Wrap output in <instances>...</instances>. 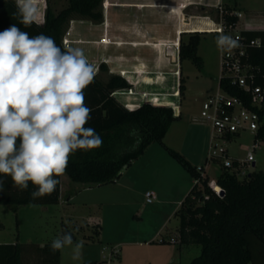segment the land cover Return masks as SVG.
<instances>
[{
  "label": "rangeland",
  "instance_id": "374dc122",
  "mask_svg": "<svg viewBox=\"0 0 264 264\" xmlns=\"http://www.w3.org/2000/svg\"><path fill=\"white\" fill-rule=\"evenodd\" d=\"M131 1L133 0H104L100 7L103 13L102 21L96 22L73 16L66 27L63 45L65 48H82L89 62L96 69L95 76L103 83L109 80L111 73L109 69L101 70V65H106L103 59L108 54L106 50L110 48L109 44L117 40L114 35L111 36L114 40H110L109 27L117 22L118 28H125L138 25L144 20L141 15L123 13L131 11ZM225 2L229 8L248 15L261 14L264 11V0H225ZM35 3L39 8L36 22L41 25L45 23L48 7L54 14H58L69 6V0H35ZM186 13L188 15L186 19L193 16L192 19L200 23H197V26L189 25L188 27L184 20L183 28L188 27L189 29V32L184 33L181 27L176 25L172 29V15L168 14L164 26L165 30H173L172 35L166 30V36L160 42L165 44V48L168 46L176 49L180 38L187 42L190 35L196 32L203 33L198 49V55L203 60V67L199 68L190 59L183 61L182 72L186 80L185 96L182 100L171 98L173 104L171 101L169 104L170 107L179 111L181 118L173 122L164 143L182 154L194 166L204 167L205 174L209 177V184L214 185L217 177L223 171V161L210 160L208 163L206 162L211 154L213 129L202 119L201 112L204 102L217 94L219 80L222 77L221 49L216 43L218 35L206 28H212L213 23L210 19H207L209 23L205 20L207 17L215 20L217 14L215 11L202 12L197 7L187 9ZM146 25V22H142L143 27ZM180 25L182 24L180 23ZM204 28L209 31H202ZM98 31L101 37H98ZM123 33L122 29L118 36L125 38ZM120 41L127 45H133L131 40L124 41L122 39ZM140 89V91L130 90L126 94L136 93L137 97L135 98L139 97L141 99L139 103L142 104L153 102V100L159 102H154L156 105L168 104L167 98L163 99L161 95H150V97L144 90V86ZM165 95L169 96L170 94ZM118 96L121 98V93ZM254 136L253 132H244L231 141L228 144L229 157L244 160L247 153L253 150ZM150 150L149 153H146L148 155L141 156L125 168L124 176H121L116 183L89 187L73 182L65 175L62 180L61 201L56 205L23 206L17 213L13 212L9 206L0 205V221L3 226L0 228V244L19 242L27 246L33 244L43 246L63 235L64 228H68L75 236L74 243L79 241L84 243L82 258L73 260L72 248L65 247L61 250L60 262L61 264H84L107 260L104 259V256L110 257V251L102 254L101 250L108 243L131 242L138 236L145 241V238L154 237L158 228L165 224L169 236L178 237L180 241L177 231L180 221L176 217V213L179 209V201L188 195L195 179L161 144H153ZM255 159L256 167L253 168L251 165L249 171L254 169L264 171L263 142L260 144V149L255 152ZM122 184H126L131 192L126 190ZM147 192H154L155 195L150 204L146 201ZM94 220L102 226L99 228L102 232L101 237L100 233L96 235L92 227H87L89 223L92 225ZM134 234L138 236H132ZM162 241L160 240V242ZM156 243L160 244L157 241ZM188 246L190 249L184 247L181 264H189L201 254L200 245ZM120 250L121 253L117 256L123 264H151L149 258L158 254L156 247H150L147 251L141 248L137 249V247L129 249L128 246L122 245ZM115 257L112 258V261L117 260Z\"/></svg>",
  "mask_w": 264,
  "mask_h": 264
},
{
  "label": "trees",
  "instance_id": "16d2710c",
  "mask_svg": "<svg viewBox=\"0 0 264 264\" xmlns=\"http://www.w3.org/2000/svg\"><path fill=\"white\" fill-rule=\"evenodd\" d=\"M104 0H69V6L58 14L47 8L43 25L33 22L25 27L20 23V17L14 15L17 11L15 0H0V32L12 25L27 32L29 37L40 33L51 36L62 49L65 30L73 16L87 18L92 21H102L100 9ZM226 12L233 9L224 7ZM216 13V11H215ZM229 23H236L237 18L227 15ZM203 33L190 35L187 42L181 41L179 57L192 60L199 68L203 60L198 55V49ZM250 38H264L260 32L248 34ZM253 62L260 63L264 71V48L253 51ZM101 70L107 71L105 64ZM258 83L263 84V80ZM221 85L233 95H241L239 88L229 86L221 80ZM132 85L121 75L110 74L106 83L96 76L85 91V102L92 109L88 122L102 137L103 144L90 150L78 149L70 154L66 172L73 182L87 186L106 185L120 179L125 168L145 154L147 149L159 143L176 159L195 179L192 189L182 201L176 213L180 225L178 229L181 245H200L201 254L189 264H264V171H249L246 176L239 177L224 169L217 177L216 185L225 191L221 197L209 184V177L204 167H196L179 152L169 148L164 139L173 122L181 118L175 110L167 105L143 103L136 109L125 107L116 97L119 90L131 89ZM161 95L167 98L168 104L178 95L182 100L186 92V80L181 71L179 94ZM158 102V101H154ZM159 103V102H158ZM176 104V103H175ZM129 107H132L131 105ZM261 125L255 140L264 143V109L259 110ZM19 138L17 146L19 145ZM207 163L209 159L207 158ZM256 167V166H255ZM253 167V168H255ZM59 184L51 195L33 200L30 193L35 187L29 181L27 190L21 191L15 186L10 175L0 174V205L9 206L17 213L23 206L56 205L60 201L62 176L56 177ZM3 227L0 221V228ZM96 235L99 234L95 230ZM71 233L64 228L63 234ZM50 244L24 245L19 242L0 244V264H61V250L54 254ZM105 262H86L84 264H104Z\"/></svg>",
  "mask_w": 264,
  "mask_h": 264
},
{
  "label": "clouds",
  "instance_id": "9594fccd",
  "mask_svg": "<svg viewBox=\"0 0 264 264\" xmlns=\"http://www.w3.org/2000/svg\"><path fill=\"white\" fill-rule=\"evenodd\" d=\"M20 23L36 21L35 0H15ZM217 46L231 52L238 39L220 34ZM96 69L80 47L62 49L51 36L29 37L15 25L0 32V174L10 175L15 186L33 200L56 191V177L66 172L70 154L103 144L88 125L92 109L85 89L94 82ZM19 138V145L17 140ZM54 254L72 248V259L82 258L83 241L71 233L50 244Z\"/></svg>",
  "mask_w": 264,
  "mask_h": 264
},
{
  "label": "crops",
  "instance_id": "0c3cea01",
  "mask_svg": "<svg viewBox=\"0 0 264 264\" xmlns=\"http://www.w3.org/2000/svg\"><path fill=\"white\" fill-rule=\"evenodd\" d=\"M226 6L227 4L225 0H133L131 1V8H130L131 11L129 12L127 11L123 13L126 14L133 13L136 15H141L144 18L142 22L143 23L146 22L147 25L143 27L142 22H139L138 25L135 24L134 26L118 28L116 22L114 23V25L111 24L112 26H110L108 29V36L110 40H114V38L111 37L112 35L117 37V40L112 41V43L109 44L110 48L106 50L108 54L105 55L103 61L104 63H106L111 74H117L123 76L132 85L131 89L117 91L115 93V97L125 107L129 109H136L142 105V103H139L141 99L139 97L138 99L135 98L137 97L136 93H134L135 95L130 93L126 94V92L130 90L140 91L141 90L140 88L144 86L145 88L144 90L148 92L149 96L150 95L159 96V95L171 94L173 92L172 89L176 87L175 89L178 91L179 94V83H180V76L182 71V64L179 57V48L183 38L179 39L180 41L176 49L172 47L169 48L168 46L167 48H165V44L163 42L162 43L160 42V40H163L164 37L166 36L165 34L166 30H168V32H171V35L173 31L171 29L165 30L164 24L166 22V15L168 14L172 15L171 18L173 24L172 29H174L176 25L178 27H181L184 33H187L189 32L188 31L189 25H193L194 27L198 25L197 23H200L199 21L192 19L193 16L189 19L188 18L186 19V17L188 16L186 13L187 9L191 7H197L200 8L202 12H212V11H217L219 7L224 8ZM184 20H186V23L188 24V27L186 28H183ZM180 23L182 25H180ZM122 29L124 32L123 37L125 38L118 36ZM97 35L98 37H101L100 32ZM121 38L124 39V41L131 40L133 42V45L131 46L124 44L122 41H120L122 40ZM120 93H121V98L118 96ZM177 99H180L179 95ZM150 103L154 104V100L153 102ZM130 105L132 107H129ZM173 109L175 110L176 115H178L179 111L175 108ZM151 148L152 145L147 149L145 154L149 153V151H151L150 150ZM124 171L122 172L121 176H124L125 174ZM64 177L65 174L62 175V180ZM94 186H98V185H93L89 187H94ZM122 186L125 187L126 190L131 192V189L126 184L125 185L122 184ZM61 191H62V185H61ZM183 200L184 198L181 199V201H179V209ZM87 227L88 228L92 227V229L98 230L100 233L99 235L101 237L102 232L99 228H102V226L98 224L96 220L92 222V225L89 223ZM178 229L179 228L177 227V231ZM167 231L168 228L167 225L165 224L158 228V231L154 235V237H150L149 239L145 238L144 239L145 241H143V239H141L138 235L134 234L132 236H138V237H135L134 238L135 240H132L131 242L126 241L125 243H117V244L108 243L106 244L105 247L117 248L119 250V255L121 253L120 248L122 245L128 246L129 249L133 247H137V249L141 248L147 251L148 249H150V247H156L157 249L156 251L158 254L155 256H151L149 258L151 264H181L184 247H189V246L181 245L179 238L175 236H169ZM171 238H175L177 240V243L175 244L171 243L170 242ZM160 240H163V242H160ZM156 241L159 242L161 245L157 244ZM104 248H102L101 250L102 254H104L103 252ZM118 256L117 257L104 256V259L107 260L103 262H105L104 264H123L122 260ZM114 257L117 258V260L112 261L113 260L112 258Z\"/></svg>",
  "mask_w": 264,
  "mask_h": 264
},
{
  "label": "built area",
  "instance_id": "2783aa9c",
  "mask_svg": "<svg viewBox=\"0 0 264 264\" xmlns=\"http://www.w3.org/2000/svg\"><path fill=\"white\" fill-rule=\"evenodd\" d=\"M215 20L210 19L213 27L209 28L218 36L220 34L231 36L239 40L240 47L234 48L231 52L221 50L222 77L219 80V90L204 102L201 117L211 125L213 129V144L211 147L210 160L223 161V168L244 177L249 172V167L256 163L255 152L260 149L261 140H255V136L261 125L259 110L264 109V71L260 63L253 62V51L264 48L263 36L252 39L249 33L260 32L264 34V11L261 14L248 15L238 10L226 12L223 7L216 11ZM227 15L237 18L236 23H229ZM204 28L205 32H208ZM199 30V28H198ZM196 31V30H195ZM227 81L229 86L239 88L241 95H233L221 85V80ZM244 132L255 134L253 150L247 153L244 160L230 158L228 144ZM205 173H203V176ZM197 182V181H195ZM212 190L220 195L219 186L210 185ZM147 203H152L155 197L154 192H147ZM163 242V241H162ZM171 243H177L175 238L170 239ZM109 256L119 254L117 248L105 247L104 253Z\"/></svg>",
  "mask_w": 264,
  "mask_h": 264
},
{
  "label": "water",
  "instance_id": "95a60500",
  "mask_svg": "<svg viewBox=\"0 0 264 264\" xmlns=\"http://www.w3.org/2000/svg\"><path fill=\"white\" fill-rule=\"evenodd\" d=\"M255 166H256V163H253V167H255ZM224 195H225V191L223 190V191H221L220 196L223 197Z\"/></svg>",
  "mask_w": 264,
  "mask_h": 264
}]
</instances>
